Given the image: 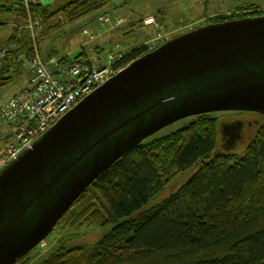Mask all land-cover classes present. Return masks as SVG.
Returning a JSON list of instances; mask_svg holds the SVG:
<instances>
[{"label": "trees", "instance_id": "trees-1", "mask_svg": "<svg viewBox=\"0 0 264 264\" xmlns=\"http://www.w3.org/2000/svg\"><path fill=\"white\" fill-rule=\"evenodd\" d=\"M106 4L57 0L32 5L31 11L34 18L63 13L73 21ZM106 18L124 22L107 14L102 24L110 27ZM27 20L23 0H0V27L14 25L0 47V88L15 80L13 66L26 69L22 54L32 53V39L20 31ZM148 52L146 43L126 50L116 67ZM80 58L89 56L84 51L74 57ZM213 113L197 115L169 135L147 138L114 162L60 219L55 228L70 232L59 236L57 249L38 264H264V124L243 154L221 151ZM185 174L191 175L177 190L152 203ZM85 226L101 228L102 235L81 243L78 231ZM31 261L28 254L17 264Z\"/></svg>", "mask_w": 264, "mask_h": 264}, {"label": "water", "instance_id": "water-1", "mask_svg": "<svg viewBox=\"0 0 264 264\" xmlns=\"http://www.w3.org/2000/svg\"><path fill=\"white\" fill-rule=\"evenodd\" d=\"M221 111L264 115V15L212 23L165 41L2 169L0 264H17L43 242L132 148L174 122ZM241 129L224 131L231 135L224 137L226 150L237 146Z\"/></svg>", "mask_w": 264, "mask_h": 264}, {"label": "rangeland", "instance_id": "rangeland-1", "mask_svg": "<svg viewBox=\"0 0 264 264\" xmlns=\"http://www.w3.org/2000/svg\"><path fill=\"white\" fill-rule=\"evenodd\" d=\"M250 4L256 7H247L246 9L252 8L254 10V8H257L261 11L264 10V0H107V4L103 8L73 21H67V18L62 15L63 13H59L48 20H45L35 13L36 17L32 18L39 23L35 31H32L29 27L30 15L32 16V14H34L30 11V13L28 12V20L23 24V29L20 31V34L23 38L31 37V47H33V51L35 47H38L45 60H48L51 54L55 55V57L67 56L68 60L59 64L66 68L73 61L72 58L74 59V57L84 51L87 52L89 59H96L99 55L106 56L109 48L116 43H120L124 49L129 50L137 48L147 40L150 41L157 37H160L161 42H165L170 38L177 37L197 27H201L205 22L210 20V17L214 19L219 13H230L237 9V7ZM51 5L53 7L52 9H56L58 3ZM107 14L112 19H122L124 23L119 27H110L109 25L106 26L102 24V17ZM150 14L158 15L160 29H157L155 26L147 27L145 25L143 19ZM160 16L161 19L159 18ZM201 18H203L201 24L197 23ZM163 19H165L166 22H163ZM64 21L65 23H63ZM61 22L62 26L60 25ZM54 25H56V27ZM13 27L14 25L12 24L0 27V47L4 46V41L13 31ZM174 29L176 30L175 32L165 34ZM94 32L99 33V36L95 40H92L88 35ZM110 41H113V43L109 44ZM99 47L102 48L100 53L98 50ZM22 55H26V52ZM50 69L53 71L57 70L54 65L50 66ZM10 75L15 78L13 83L0 88V95L5 101L10 100L14 94L20 91L30 78L24 65H20L19 71L13 66ZM246 116L245 119L247 123L250 122L253 126L247 127L244 137L238 141L235 148H232L234 150H232L231 153L243 154L250 143L258 138L257 135H254L259 131L260 124L264 123L263 118L261 115L255 114H247ZM213 117L217 120L218 125L219 149L221 151H226L224 146L226 139L223 140L221 128L219 130V126L221 127V124H224V122L243 119L237 112L231 111L214 112ZM196 119L197 116H192L174 122L149 138L153 140L169 135L184 128ZM257 120H259V122H257ZM190 175L191 174H185L173 181L169 186L163 189L159 195L153 198L152 203L157 204L165 197H168L177 190ZM66 231L70 232V229L60 231V227L55 228L44 240V248L38 245L29 253V256L32 258L30 264H38L44 257L56 250L59 246L58 237L66 234ZM72 231L77 230L73 229ZM101 232V228L85 226L78 231V240H80L81 243H92L102 235Z\"/></svg>", "mask_w": 264, "mask_h": 264}, {"label": "built area", "instance_id": "built-area-1", "mask_svg": "<svg viewBox=\"0 0 264 264\" xmlns=\"http://www.w3.org/2000/svg\"><path fill=\"white\" fill-rule=\"evenodd\" d=\"M54 1L57 0H23V3L30 13L32 5H46ZM105 21L112 27L121 23L109 18ZM144 21L147 25H156L158 17L150 16ZM38 24L30 15V29L34 31ZM98 36L99 33L88 35L92 40ZM163 43L157 37L146 45L151 52ZM125 51L120 43H116L109 48L106 56L74 59L66 68L59 65L62 57L53 56L45 60L38 47L30 55L23 56L29 80L10 100L5 101L0 95V171L32 149L68 112L122 71L127 65L116 67V64ZM93 60L97 63L94 64ZM53 65L57 70L50 69ZM41 247L44 248L45 243L42 242Z\"/></svg>", "mask_w": 264, "mask_h": 264}, {"label": "flooded vegetation", "instance_id": "flooded-vegetation-1", "mask_svg": "<svg viewBox=\"0 0 264 264\" xmlns=\"http://www.w3.org/2000/svg\"><path fill=\"white\" fill-rule=\"evenodd\" d=\"M247 7H256L253 4L250 5H244V6H240L237 7V9H235L234 11H231L230 13H224V14H218L216 15V17H214V19H212V17H210L207 22H205L202 26H206L212 23H218V22H225V21H230V20H234V19H239V18H244V17H254V16H260V15H264V10L261 11L260 9L254 8V10L251 9H246ZM258 7V6H257ZM208 16V15H207ZM210 16V15H209ZM206 17V16H205ZM201 18L199 20V22L197 21V23L201 24L202 22ZM212 19V20H211ZM194 23V22H193ZM201 26V27H202ZM199 28V27H197ZM171 39V38H170ZM169 40V39H168ZM167 41V40H166ZM231 112H237L238 115L243 119V120H235V121H230V122H224V124H221V128L223 130H221L222 133V137L223 140L225 139L224 137H231V135L229 134H225L224 131L226 133L230 132L231 130H233L234 125H240L242 126V129L240 130V136L239 137H244L245 131L247 129L248 126L252 127V123H247V120L245 119V117H247V114H255V115H261V117L264 120V115L257 113V112H252V111H231ZM257 122H259V120H257ZM259 124V123H257ZM264 123L260 124L261 126L259 127V131L260 128L262 127ZM259 131L254 135V136H258ZM227 139V138H226Z\"/></svg>", "mask_w": 264, "mask_h": 264}, {"label": "crops", "instance_id": "crops-1", "mask_svg": "<svg viewBox=\"0 0 264 264\" xmlns=\"http://www.w3.org/2000/svg\"><path fill=\"white\" fill-rule=\"evenodd\" d=\"M150 16H158V15H153V14H150V15H148V16H146L145 18H147V17H150ZM145 18L143 19V21L145 20ZM160 19H161V16L159 17ZM120 19V18H119ZM123 21V20H122ZM163 22H166V20L165 19H163ZM124 23V22H123ZM145 23V22H144ZM122 24H120V25H118V26H116V27H119V26H121ZM147 27L148 26H155L157 29H160V20H159V22L155 25V24H153V25H147V24H145ZM181 28V27H180ZM176 30L174 29V30H170L169 32H166L165 34H171L172 32H175ZM159 35H161V34H159ZM154 39V38H153ZM147 42H149L148 40L145 42V43H147ZM98 50H100V48L98 49ZM88 60H89V58H88ZM94 61V64H96L97 63V60H93Z\"/></svg>", "mask_w": 264, "mask_h": 264}, {"label": "clouds", "instance_id": "clouds-1", "mask_svg": "<svg viewBox=\"0 0 264 264\" xmlns=\"http://www.w3.org/2000/svg\"><path fill=\"white\" fill-rule=\"evenodd\" d=\"M130 64V63H129Z\"/></svg>", "mask_w": 264, "mask_h": 264}]
</instances>
